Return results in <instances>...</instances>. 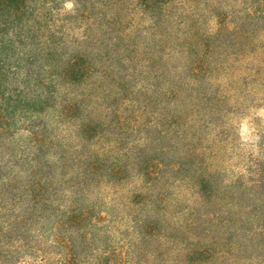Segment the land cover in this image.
<instances>
[{"label":"trees","instance_id":"1","mask_svg":"<svg viewBox=\"0 0 264 264\" xmlns=\"http://www.w3.org/2000/svg\"><path fill=\"white\" fill-rule=\"evenodd\" d=\"M263 105L264 0H0V264H264Z\"/></svg>","mask_w":264,"mask_h":264},{"label":"rangeland","instance_id":"2","mask_svg":"<svg viewBox=\"0 0 264 264\" xmlns=\"http://www.w3.org/2000/svg\"><path fill=\"white\" fill-rule=\"evenodd\" d=\"M68 8H71L70 4L68 5ZM250 115L251 116L249 117V120H251L252 117H259L261 119L262 125H264V105L261 108H258L257 110H254V111L250 112ZM247 120H242L241 123H240L241 124L240 128H243L242 132H244L245 134L248 133V131H247L248 129H247V125H246L247 124Z\"/></svg>","mask_w":264,"mask_h":264}]
</instances>
